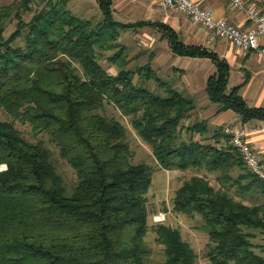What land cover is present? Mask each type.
<instances>
[{
    "label": "trees",
    "instance_id": "16d2710c",
    "mask_svg": "<svg viewBox=\"0 0 264 264\" xmlns=\"http://www.w3.org/2000/svg\"><path fill=\"white\" fill-rule=\"evenodd\" d=\"M32 1L0 6V110L49 134L77 170V181L69 191L53 150L40 138H26L13 121L0 120V164L7 165L0 171V264H145L151 253L146 193L153 171L146 162L133 161L128 127L98 111L106 102L129 118L160 167L218 173V188L195 174L173 196L174 211L202 217L212 264H264V243L251 241L256 230H264V200L249 204L232 192L264 197V182L241 164L221 128L208 142L181 137V123L197 107L196 97L163 80L152 67L153 54L138 70L127 69V47L118 39L133 24L115 19L110 0H98L104 19L97 27L64 7L68 0L25 22L22 9ZM12 18L17 29L5 37ZM148 24L160 29L175 53L214 62L206 93L219 105L217 112L233 110L244 121L264 119V107L250 106L241 85L229 87L226 58L185 43L166 23ZM24 33L25 43L14 45ZM102 50H116L108 60L118 66L117 74L100 62ZM136 75L156 81L165 93L136 83ZM188 129L206 134L209 126L203 120ZM154 228L164 246L159 264L197 263V252L180 230L164 223Z\"/></svg>",
    "mask_w": 264,
    "mask_h": 264
},
{
    "label": "rangeland",
    "instance_id": "374dc122",
    "mask_svg": "<svg viewBox=\"0 0 264 264\" xmlns=\"http://www.w3.org/2000/svg\"><path fill=\"white\" fill-rule=\"evenodd\" d=\"M20 0H0V6L5 4H11L13 2H18ZM59 0H34L27 7L22 9V18L25 22L31 21V18L34 16L36 11H42L44 9H50L51 6L55 7L56 3ZM19 3V2H18ZM64 7L80 17L81 19H86L93 23L95 27H97L100 23L103 22L104 15L102 10L99 8L95 0H68L67 4L64 3ZM190 21V20H189ZM18 20L12 18L9 22H7L4 34L5 37H9L11 33L17 29ZM192 22V21H191ZM146 31V30H145ZM149 33H144L145 37L142 39H138L136 37H140L138 35H134L132 32H125L118 39L120 44H123L127 47V54L129 63L127 65V69L130 70H138L142 65H145L149 58L150 53L154 51L155 53L160 54L161 61L152 60L151 64L154 68V71L158 73V75L163 79L170 83H172L175 87H178L185 91L183 78L181 76V72H173L172 69L162 68V40H159L157 36V32L153 29L147 30ZM25 33L20 36L14 45H23L25 43L24 38ZM154 42H156L154 44ZM168 43L167 40H165ZM114 51L110 50H102L98 53V58L103 66H105L111 73L117 74L119 71L118 66L111 63L108 58L113 55ZM194 64L191 65V69L194 70ZM177 76V78H175ZM135 82L138 84H145L152 91L160 94L165 93V89L162 88L156 81L154 80H141L138 75L135 76ZM188 94V93H186ZM192 96V95H190ZM202 103V101L200 102ZM213 103V102H212ZM215 104V103H214ZM219 107V105H218ZM208 108V107H207ZM99 112L118 118L122 121L127 128L128 139L130 142V146L132 149V159L134 162H146L153 171V181L152 184L146 193L147 205L149 210V230L146 236V243L151 250L149 257L146 258L145 264H159L164 259V246L158 242L157 232L155 230V225L157 223H164L166 225L177 228L182 233L183 237L188 240L195 251L198 254V259L196 264H212L209 258L206 256V251L209 246V236L208 233L203 228V220L200 215H187L184 213L176 212L173 210V196L175 195L176 189L183 184L186 179L191 178L195 174H202L212 180L213 184L218 188L220 186L219 181L217 180L218 173L210 172L206 169H198V168H189V169H165L160 167L153 154L152 147L149 143L143 140L140 137L136 130L132 127L130 120L128 117L122 115L121 111L114 105L113 103L106 102L105 105L98 109ZM212 111L209 109L203 113L202 116H207L208 113L211 114ZM190 114L187 116L185 120H188L185 124H192L194 121H198L200 117L190 118ZM11 120L15 123L18 129H20L23 135L32 140L37 141L38 138L42 139L45 144L50 147L54 152V160L57 165L59 172L63 175L65 184L67 185L68 190L72 188V186L77 181V173L75 170L65 159L60 155V148L58 144L51 139L49 134L46 132L36 133L34 131L33 125L30 122H23L19 119H15L9 116L5 111L0 110V120ZM262 121L264 119H261ZM260 120V121H261ZM184 139H189L192 136L190 134L188 136L181 135ZM196 137V136H195ZM199 140H206L207 142L211 139L209 136H197ZM242 165L246 169V165L244 164L243 159ZM3 164H0V167ZM4 170V169H2ZM1 171V170H0ZM240 171L237 168L234 171V175H236ZM233 194L236 195V198L243 200L246 203L253 202H261L264 200V197L256 194L254 196H250L249 194L245 196H240L235 193V189H232ZM164 212L166 215V219L162 222L155 221V215L158 213ZM156 223V224H155ZM263 237L257 234L255 237L251 238V241L254 243H264ZM259 251V250H258ZM260 252V251H259ZM264 256V254H262ZM233 264V263H230Z\"/></svg>",
    "mask_w": 264,
    "mask_h": 264
},
{
    "label": "crops",
    "instance_id": "0c3cea01",
    "mask_svg": "<svg viewBox=\"0 0 264 264\" xmlns=\"http://www.w3.org/2000/svg\"><path fill=\"white\" fill-rule=\"evenodd\" d=\"M100 8L98 0H95ZM111 9L116 20L133 24L132 27L121 30L120 36L125 32H132L138 39L145 37L147 30H155L157 38L162 40V68L174 69L181 72L184 82V89L188 95L196 97L197 107L190 113V118H197L203 115L208 109L212 111L207 116L196 119L192 124H185L188 120H183L181 125L184 136H212L214 130L221 128L222 130L228 124H239L250 126L253 122L261 119H253L250 121L242 120L241 116L233 110L218 111V104L212 103L206 93V85L208 78L216 72L214 62L207 57L184 56L175 53L167 38L162 37V32L155 24L166 23L173 27L180 35L181 39L187 44L201 45L210 48L226 58L231 65V75L229 87L241 85L239 92L250 106L264 107V62L258 53L254 50L245 51L234 45L231 41L213 37L211 32L202 28L199 24L187 20L180 12L164 9L158 0H110ZM202 3L206 7H210L215 11L216 16L224 17L242 29H248L251 24L245 10L232 7L226 0H195ZM146 23V24H141ZM146 30V31H145ZM144 33H143V32ZM168 41V43L165 42ZM260 42L264 44V36L260 37ZM156 42H154L155 44ZM155 61H161L160 54L152 51ZM153 60V59H152ZM195 66L194 70L191 65ZM177 78V76L175 77ZM202 101V103H200ZM208 107V108H207ZM206 120L209 131L206 134L200 132L192 133L188 127L195 123ZM196 136V137H195ZM184 139V138H183ZM249 141L257 150L260 157L264 160V131H253L249 134ZM257 237L261 235L264 238V230H256ZM264 241V239H263ZM264 254V252H260ZM211 262V261H210ZM212 263V262H211Z\"/></svg>",
    "mask_w": 264,
    "mask_h": 264
},
{
    "label": "built area",
    "instance_id": "2783aa9c",
    "mask_svg": "<svg viewBox=\"0 0 264 264\" xmlns=\"http://www.w3.org/2000/svg\"><path fill=\"white\" fill-rule=\"evenodd\" d=\"M158 1L164 9L180 12L187 20L210 31L213 37L225 38L245 51H256L264 62V44L260 42V37L264 36V0H226L232 7L245 10L251 21L248 29H242L228 19L216 16L212 8L195 0ZM258 130L264 131V120L253 122L250 126L228 124L223 129L239 151L244 164L264 182V160L248 139L251 132ZM6 168L7 165L3 164L0 170ZM165 219L164 212L155 215V221L162 222Z\"/></svg>",
    "mask_w": 264,
    "mask_h": 264
}]
</instances>
